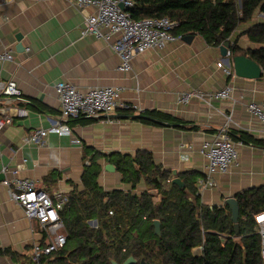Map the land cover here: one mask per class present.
I'll use <instances>...</instances> for the list:
<instances>
[{
	"label": "crops",
	"instance_id": "1",
	"mask_svg": "<svg viewBox=\"0 0 264 264\" xmlns=\"http://www.w3.org/2000/svg\"><path fill=\"white\" fill-rule=\"evenodd\" d=\"M85 12L73 0H0V50L13 56L0 63V80L14 81L20 91L19 98L0 97V114L11 118L0 130V264H37L32 259V244L43 242L40 234L33 232L36 223L10 198L3 180L26 177L34 180L37 188L69 196L83 189L81 175L93 150L102 154L101 187L125 189L115 169H104L109 163L107 156L144 150L162 169L171 171L172 178L181 179L187 171L195 173L197 185L207 174V161L199 147L224 125L234 137L245 134L264 140V123L246 110L248 102L264 100L263 68L257 79L227 76L217 67V62L227 60L219 46L208 45L194 34L189 43L180 39L137 54L131 60V70L123 72L111 39L82 34ZM239 33H232L230 43ZM238 45L246 55L248 49L258 47L245 35L239 37ZM59 81L80 90L117 87L122 101L164 112L195 128L149 126L117 111L103 118L70 119L71 135L49 130L39 143L23 142L30 132L52 124L58 107L55 84ZM227 85L232 87L229 99L207 103L193 97L186 104L179 102L183 92H209ZM20 109L25 114L19 115ZM73 137L80 143H74ZM236 147L237 159L229 170L214 174L213 187L199 191L203 204L221 206L227 197L264 188V147ZM143 187L141 182L135 192Z\"/></svg>",
	"mask_w": 264,
	"mask_h": 264
},
{
	"label": "trees",
	"instance_id": "2",
	"mask_svg": "<svg viewBox=\"0 0 264 264\" xmlns=\"http://www.w3.org/2000/svg\"><path fill=\"white\" fill-rule=\"evenodd\" d=\"M131 2L127 11L133 19L168 17L178 23L173 34H197L212 46L229 41L232 33L246 23L230 43V55H246L238 45L239 37L245 35L258 45L248 49L247 56L264 70V20L247 24L257 12H264V0H240L239 5L236 0ZM122 112L149 126L195 128L155 109ZM230 136L242 144L264 147L261 139L245 134ZM92 152L81 175L83 189L72 191L60 212L66 243L37 264H111V260L122 263L129 256L136 259L133 264L141 260L145 264H264L255 222V216L264 212L263 187L236 195L237 232L227 204L208 206L201 202L195 173L181 174L183 187H179L171 182V171L157 165L150 152L112 153L107 160L121 175L125 189L105 190L98 181L102 154ZM141 182L143 189L135 192ZM154 221L159 222V236L154 231ZM199 246L202 255H193L192 250Z\"/></svg>",
	"mask_w": 264,
	"mask_h": 264
},
{
	"label": "built area",
	"instance_id": "3",
	"mask_svg": "<svg viewBox=\"0 0 264 264\" xmlns=\"http://www.w3.org/2000/svg\"><path fill=\"white\" fill-rule=\"evenodd\" d=\"M73 2L79 10L86 11L83 16L82 34L89 33L97 38L111 39L110 46L119 57L118 68L123 72L131 70V60L137 54L149 48H162L170 42L181 39L180 36L173 34V30L178 25L177 21L168 17L133 19L127 11L132 6L131 0H73ZM119 2H122L123 9L118 6ZM226 55L229 57V50ZM12 58L11 52L0 50V63ZM217 67L222 68L225 75L234 76L230 62L219 61ZM55 90L58 107L55 109L56 114L52 124L47 129L30 132L23 137V142L39 143L49 130L60 135H71L67 124L70 119L103 118L117 111L134 110L138 113L145 110L128 101H122L121 91L117 87L103 86L80 90L67 81H59L55 84ZM231 94L232 87L229 85L209 92L190 90L180 95L179 102L186 104L193 97H197L211 103L214 100L229 99ZM1 96L20 97V91L14 81L0 80ZM246 110L264 123V100L248 102ZM17 113L22 115L25 111L20 109ZM230 119L231 116L227 115V120ZM10 122V116L2 117L0 114V130L4 124ZM73 141L80 143L79 138L76 137H73ZM236 144L242 143L232 140L227 124L214 138L201 143L199 152L207 161V174L197 182L199 191L213 187L214 174H223L229 170L237 159ZM1 183L9 187L10 198L22 208L26 217L36 223L33 232L35 230L43 239V242L35 241L32 244V259L37 262L42 257L59 250L67 239L60 212L68 201V196L58 190L50 193L37 188L35 181L26 177H17L12 181L3 180ZM262 218L264 212L255 216L260 237V257L264 263V219ZM192 252L195 256H201L202 247H196Z\"/></svg>",
	"mask_w": 264,
	"mask_h": 264
},
{
	"label": "water",
	"instance_id": "4",
	"mask_svg": "<svg viewBox=\"0 0 264 264\" xmlns=\"http://www.w3.org/2000/svg\"><path fill=\"white\" fill-rule=\"evenodd\" d=\"M118 6L121 9H123L122 2H119ZM16 38L19 39L18 37H16ZM192 38H193V35H186V36H183L181 38V40L186 42V43H189V42H191ZM229 45H230V42L229 41H225V42H223V43H221L219 45V50H220L221 55L227 59L226 63H228L229 60H230V62L232 64V68H233L234 74L236 76H238V77H243V78H248V79L260 78L261 75L263 74L262 67L260 65H258L255 61L250 59L244 53L232 55L230 58L227 57L226 54H227V51L229 50ZM18 47L24 49V47L21 44H18ZM111 116L122 117L123 115H120V114L115 115V114H113ZM104 169L105 170L114 171V167L111 164H109V163L104 165ZM171 182L176 184V185H178L179 187H183V182L178 177L172 178ZM224 203L227 204L229 206V208H230L231 220L233 222V226H234L235 230L238 232L239 208H238L237 200H236L235 197L231 196V197H227L224 200ZM91 223H93V225H94L95 221H92ZM153 225H154L155 233L159 236L160 235L159 222L158 221H154ZM136 262L137 261H136V259L133 258V256H129L122 263H118L115 260H111L110 261L111 264H133V263H136ZM140 264H145V263H144L143 260H141Z\"/></svg>",
	"mask_w": 264,
	"mask_h": 264
},
{
	"label": "rangeland",
	"instance_id": "5",
	"mask_svg": "<svg viewBox=\"0 0 264 264\" xmlns=\"http://www.w3.org/2000/svg\"><path fill=\"white\" fill-rule=\"evenodd\" d=\"M236 2L238 3V5L240 4V1L239 0H236ZM255 20H264V12H257V14H255V17H254V19L253 20H251L249 23H247V24H251V23H253ZM246 27V23H244V24H241L240 26H239V28L238 29H236V31H241L242 29H244Z\"/></svg>",
	"mask_w": 264,
	"mask_h": 264
},
{
	"label": "clouds",
	"instance_id": "6",
	"mask_svg": "<svg viewBox=\"0 0 264 264\" xmlns=\"http://www.w3.org/2000/svg\"><path fill=\"white\" fill-rule=\"evenodd\" d=\"M174 35H175V34H174ZM177 36H179V35H177ZM180 37H181V36H180ZM181 38H182V37H181ZM229 52H230V51H229ZM230 57H231V55H229L228 58H230ZM229 62H230V60H229ZM230 63H231V62H230ZM231 65H232V64H231ZM91 222H92V221H90L89 223L91 224ZM95 224H96V222H95ZM95 224H94V225H95ZM91 225H93V223H92ZM94 225H93V226H94ZM201 247H202V246H201ZM192 251H193V250H192Z\"/></svg>",
	"mask_w": 264,
	"mask_h": 264
},
{
	"label": "snow or ice",
	"instance_id": "7",
	"mask_svg": "<svg viewBox=\"0 0 264 264\" xmlns=\"http://www.w3.org/2000/svg\"><path fill=\"white\" fill-rule=\"evenodd\" d=\"M262 219H264V218H262Z\"/></svg>",
	"mask_w": 264,
	"mask_h": 264
}]
</instances>
